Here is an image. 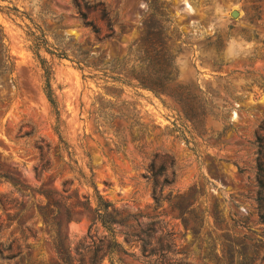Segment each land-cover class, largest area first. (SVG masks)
Listing matches in <instances>:
<instances>
[{
	"label": "rangeland",
	"instance_id": "obj_1",
	"mask_svg": "<svg viewBox=\"0 0 264 264\" xmlns=\"http://www.w3.org/2000/svg\"><path fill=\"white\" fill-rule=\"evenodd\" d=\"M164 18L183 106L99 70ZM0 26V264H55L58 226L72 264H264V0H0ZM45 195L72 220L45 225Z\"/></svg>",
	"mask_w": 264,
	"mask_h": 264
},
{
	"label": "trees",
	"instance_id": "obj_2",
	"mask_svg": "<svg viewBox=\"0 0 264 264\" xmlns=\"http://www.w3.org/2000/svg\"><path fill=\"white\" fill-rule=\"evenodd\" d=\"M8 10L10 8H7ZM15 12H18L17 8H11ZM80 18L83 25L91 27L93 32H97L94 29L92 21L87 19L85 13L79 10ZM102 15L107 19L109 24L108 29L112 34V27L108 20L107 11L102 8ZM167 22H170L169 18H164L159 20L160 28L156 32H150L145 29L144 34L136 39L129 47L128 52L122 60H115L113 63L103 64L99 67V70L103 72V75L108 76L104 72L110 71L115 75L108 76L112 81L119 82L123 85H134L136 87L145 89L152 92L154 95H169L177 100L181 106L186 102V97L189 94V89L186 85L182 84L178 80V71L175 65L176 54L173 53V47L170 42V36L167 34L165 29ZM168 29H170V23H168ZM32 37L31 48L34 51L42 71V89L43 92L50 103L51 107L58 115L57 102L54 98L52 89V69L48 61L38 54V49L40 47L46 48V41L39 35L36 31L30 32ZM3 33L0 26V41H2ZM48 50V49H47ZM51 52V51H49ZM64 54V53H60ZM75 62L79 69L83 67H89L90 65L84 60L79 59L77 56L74 57ZM13 63L10 60L8 54H2V59L0 61V70H12ZM134 83V84H133ZM71 158V152L67 150L66 143L63 142V147ZM84 178V176H82ZM88 183L92 184L96 196V205L92 210V221H98L101 225L113 235V225L121 223L117 219V211L113 207L112 202L105 200L101 194H99L97 188L95 187L93 181L88 179ZM65 183L62 182V185ZM46 202L43 205L37 207L38 214L45 225H49L50 222H55L58 225V216L63 215L67 221L72 220V213L70 209L64 207L63 211H60V203L55 201L49 195H45ZM66 237L62 234L60 227L55 231V236L52 239L51 246L56 255L55 264H72L69 255V246L65 245L64 239ZM96 253L91 258V264H95ZM101 259V256H100Z\"/></svg>",
	"mask_w": 264,
	"mask_h": 264
},
{
	"label": "water",
	"instance_id": "obj_3",
	"mask_svg": "<svg viewBox=\"0 0 264 264\" xmlns=\"http://www.w3.org/2000/svg\"><path fill=\"white\" fill-rule=\"evenodd\" d=\"M232 15H233V16L237 15V12L233 11V12H232Z\"/></svg>",
	"mask_w": 264,
	"mask_h": 264
},
{
	"label": "bare ground",
	"instance_id": "obj_4",
	"mask_svg": "<svg viewBox=\"0 0 264 264\" xmlns=\"http://www.w3.org/2000/svg\"><path fill=\"white\" fill-rule=\"evenodd\" d=\"M191 7V6H190Z\"/></svg>",
	"mask_w": 264,
	"mask_h": 264
}]
</instances>
